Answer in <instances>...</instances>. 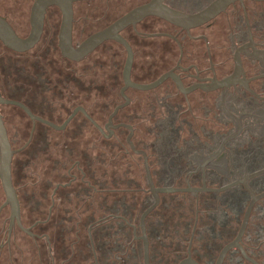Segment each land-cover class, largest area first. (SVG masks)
Listing matches in <instances>:
<instances>
[{
    "label": "flooded vegetation",
    "instance_id": "af4514ba",
    "mask_svg": "<svg viewBox=\"0 0 264 264\" xmlns=\"http://www.w3.org/2000/svg\"><path fill=\"white\" fill-rule=\"evenodd\" d=\"M70 1V41L77 49L152 0L66 3ZM160 1L195 14L215 0ZM34 2H20V7L26 5L25 16L0 11L21 38L31 34ZM63 22V8L52 4L45 10L42 33L32 47L15 50L0 40L1 96L28 110L0 103L11 147L17 150L12 181L21 221L31 232L15 223L9 238L10 207H4L0 255L7 250L12 259L19 228L36 245L41 264H100L94 233H105L108 228L103 223L114 218L132 229L133 239L125 242L123 251H129V243L141 242L143 256L108 255L107 260L145 264L143 240L138 238L140 219L154 203L147 166L156 188H224L159 193V204L149 214L167 197L188 195L196 200V217L186 254L159 255L153 260L150 256V264H180L189 250L198 264H215L238 234L251 191L264 192V0H236L208 22L189 28L148 15L83 57L64 53ZM21 135H26L24 141ZM98 164L105 169L100 176ZM13 176L26 180L17 186ZM19 190L30 199L29 214L40 215L27 225ZM119 192L123 211L113 204L112 197ZM129 197L137 199V205ZM147 197L152 202L142 211L138 203L145 206ZM201 199H211L213 204L207 206L205 201L201 210ZM4 201L5 194L0 206ZM6 212L9 215L3 218ZM138 213L136 224L128 217ZM205 214L218 223H203L200 216ZM69 223L77 238L66 247L55 231L63 233ZM82 223L87 229L84 241L79 238ZM216 227L219 233H211ZM198 230L205 237H196ZM239 243L248 257L264 264V197L252 208ZM222 264L254 263L234 247Z\"/></svg>",
    "mask_w": 264,
    "mask_h": 264
},
{
    "label": "water",
    "instance_id": "95a60500",
    "mask_svg": "<svg viewBox=\"0 0 264 264\" xmlns=\"http://www.w3.org/2000/svg\"><path fill=\"white\" fill-rule=\"evenodd\" d=\"M235 1L236 0H215L202 11L195 14H188L170 8L167 5L163 4L160 0H152L146 4L140 5L132 9L127 14L122 16L119 20H117L114 24L87 38L80 45V47L74 49L70 41L71 27H72L71 1L69 3H66V0H35L31 12V24H32L31 34L26 38L19 37L14 31L13 27L10 25V23L4 17L0 16V40L8 47L15 50H25L32 47L39 40L40 35L42 33L43 19L46 8L52 4H58L63 8L64 11V22L60 34L61 47L67 56L83 57L86 54H88L92 49H94L104 39L115 36L116 32L122 29L123 27L129 24L134 25L148 15H157L177 25L189 28L208 22L209 20L216 17L219 13L224 11L231 3ZM163 78L164 77H162L160 80H162ZM0 103L18 104L27 110V108L22 104L5 99L4 97L1 96V93H0ZM16 152L17 150H13L11 147V142L9 140V136L7 129L5 127L3 116L0 113V181L5 194V201L0 206V214L4 207L6 206L10 207L9 238L12 232V227L15 223L23 231L31 234L30 230L24 227L22 224L19 198L12 181V160ZM146 168H147V173L149 175L150 190L154 196V203L150 207H148L141 215L140 225H141L142 235L139 236L138 238L143 240L145 264H150L149 240L146 233V218L149 215V213L159 204L160 201L159 193L174 192V191H194V192L207 191V190L219 191L224 188L209 189L206 186H204L203 188H192V187L156 188L150 177L148 167L146 166ZM245 185L248 187L247 184ZM251 193H252V199L248 204L242 224L240 226V229L238 231L235 240L232 243L226 245L221 250L215 264H222L228 250L234 247L240 248L244 256L248 260H250L254 264H259L255 260L247 256L244 249L239 243L243 237V234L249 222V217L252 208L254 207L255 203L258 200L264 197V192L259 195H256L253 191H251ZM180 264H198V263L191 258V253L189 250V257L186 260L182 261Z\"/></svg>",
    "mask_w": 264,
    "mask_h": 264
},
{
    "label": "trees",
    "instance_id": "16d2710c",
    "mask_svg": "<svg viewBox=\"0 0 264 264\" xmlns=\"http://www.w3.org/2000/svg\"><path fill=\"white\" fill-rule=\"evenodd\" d=\"M121 194V192L117 194L114 193L113 204L115 209L118 208L120 209V211H123V200L118 198V196H121ZM127 200H129V202L131 203L134 202V204L137 205V201H135L137 199L133 200L131 199V197H129ZM205 201H207V206H211L213 204L211 199H201L199 203V208L201 210L206 206V203L204 204ZM213 201L215 202L216 200ZM145 202V206H142L140 203H138V207H140L142 211L152 202V199L147 197L145 199ZM196 205V200L192 197H189L188 195L173 198L167 197L166 199L162 200V203L151 214H149V216L147 217V233L150 241V256L152 260L159 255L167 256L186 254L188 240L190 238L192 226L196 217ZM245 206L246 204L241 205L242 208H244ZM104 215L105 214H103V216ZM100 216H102V214L99 213L98 217ZM139 216L140 213L136 215L132 214L129 215L128 218L132 220V222L138 224ZM242 216L243 214L240 217L242 218ZM200 218L203 223L210 222L212 224L213 222L217 221L215 218L213 219L207 214L201 215ZM217 223L218 222H216L215 224ZM103 224V226H106L108 228L104 229L105 233H101V230L94 233L96 250L97 254L99 255L100 264H110V262L114 261L113 257L107 260L108 255H139V259H142L143 249L141 242H131L128 244L129 251L127 253L123 251L125 242L130 240L132 241L133 239L132 229L130 226H126V223L123 220L114 218L108 220L107 222H104ZM83 226L84 224L82 223V229L80 230L79 237L82 241H84L85 239L87 240V229ZM17 230L24 236L28 237L19 228ZM211 233H219V228L216 227V230L211 231ZM213 234H210V231H208V235H210L211 237H215ZM203 236L204 234L200 230H198L196 237ZM117 240H119V242ZM194 245L196 247L198 246L197 243H195ZM12 249L13 251L16 250V245H14L13 247L12 244ZM31 249L34 250L33 256L39 258L40 254L33 241ZM209 254H213V252H210ZM8 259H5V261L8 262Z\"/></svg>",
    "mask_w": 264,
    "mask_h": 264
},
{
    "label": "rangeland",
    "instance_id": "374dc122",
    "mask_svg": "<svg viewBox=\"0 0 264 264\" xmlns=\"http://www.w3.org/2000/svg\"><path fill=\"white\" fill-rule=\"evenodd\" d=\"M24 2L30 3V0H0V11L3 14H6L8 16L13 15V12L19 16H23V8H25V3L23 4L22 7H20V2ZM25 16V15H24ZM10 115V117L12 116L9 112L7 113ZM16 120V119H15ZM17 121V120H16ZM26 139V135H21L20 137V141H24ZM121 165V164H119ZM105 169L103 167H101L99 164L97 165V175L100 176L102 175V173L104 174ZM14 177V182L16 183V185H21L22 182H24V180H26L23 177L20 176H13ZM31 191H33V189H31ZM19 192L21 193V205H22V216H23V222L27 225L30 222H32V219L35 218H40V215H30L29 214V209L31 208L29 205V201L30 199H25V196L23 195V190H19ZM19 193V194H20ZM113 198V197H112ZM4 200V192L3 189L0 185V204L3 202ZM98 212V209H97ZM7 213V212H6ZM3 214V218L7 217L9 214L7 213ZM99 214V213H98ZM86 215L82 214V217H85ZM77 219V216H74L73 218V222ZM71 223H69L68 225H66V229L63 231L58 232V230H56L55 232L57 234H59L60 236V240H65V246H71L72 243L74 241V238H76L75 236V232L73 230V228L69 229L71 227ZM54 232V231H53ZM55 238H58V235H55ZM41 245V243H39ZM14 245H16L17 249L12 251V259H8V252L7 250H5L3 252V254H1L0 256V264H40V257H34L33 253L34 250L31 249L32 248V241L24 236L23 234H21L17 229L15 232V244L13 243V247ZM63 245V244H62ZM88 251H87V250ZM44 250V247H43ZM85 252H89V247L88 245H85ZM44 254V253H42ZM5 259H8L6 262Z\"/></svg>",
    "mask_w": 264,
    "mask_h": 264
}]
</instances>
